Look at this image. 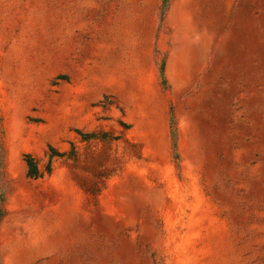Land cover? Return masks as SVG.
<instances>
[{"label":"rangeland","instance_id":"374dc122","mask_svg":"<svg viewBox=\"0 0 264 264\" xmlns=\"http://www.w3.org/2000/svg\"><path fill=\"white\" fill-rule=\"evenodd\" d=\"M0 145V264H264V0H0Z\"/></svg>","mask_w":264,"mask_h":264},{"label":"trees","instance_id":"16d2710c","mask_svg":"<svg viewBox=\"0 0 264 264\" xmlns=\"http://www.w3.org/2000/svg\"><path fill=\"white\" fill-rule=\"evenodd\" d=\"M1 152H2V148L0 145V176H1V163H2ZM25 161L28 166V174L30 177L38 178L42 175L35 158L31 154L26 155ZM4 204H5V194L0 188V227L6 215V209Z\"/></svg>","mask_w":264,"mask_h":264}]
</instances>
